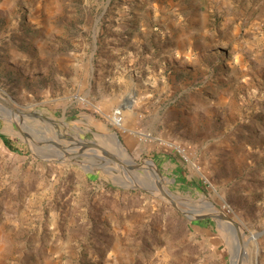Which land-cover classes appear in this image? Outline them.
Masks as SVG:
<instances>
[{"label":"rangeland","instance_id":"1","mask_svg":"<svg viewBox=\"0 0 264 264\" xmlns=\"http://www.w3.org/2000/svg\"><path fill=\"white\" fill-rule=\"evenodd\" d=\"M124 96L149 107L123 127L152 154L118 140L119 107L88 124L90 97ZM220 214L241 246L198 218ZM240 248L264 264V0H0V264H238Z\"/></svg>","mask_w":264,"mask_h":264},{"label":"crops","instance_id":"2","mask_svg":"<svg viewBox=\"0 0 264 264\" xmlns=\"http://www.w3.org/2000/svg\"><path fill=\"white\" fill-rule=\"evenodd\" d=\"M92 102L90 104L92 105V110L87 113L88 117V124L92 127L93 130L96 132H104V130H109L110 126V120L108 117L100 116L102 118H97L98 114L103 113L107 115V111L112 110L115 106L116 107H121L125 113L128 112H133L136 113V115H139L142 117L143 111H147L148 105L142 106L141 103H138L135 98H129L127 96L122 97L121 99L119 98H113L110 99L109 101H106L105 99L99 98H91ZM152 101V100H151ZM126 105V106H125ZM132 107V108H131ZM97 114V115H96ZM105 115V116H106ZM137 121V120H136ZM129 128H125L127 131L125 133L123 132H118V140L122 143V145L129 151L136 153L141 151H146L145 153L147 154H152V142L151 140L145 141L144 137L137 132V130L133 131ZM137 128V127H135ZM111 135V134H110ZM157 152H161L163 155L166 154L165 156L167 159H170V157L173 156V158L177 159L174 157L175 155L172 154L171 151L166 150L165 148L163 150H156ZM172 155V156H171ZM175 159H170L171 162H174Z\"/></svg>","mask_w":264,"mask_h":264},{"label":"water","instance_id":"3","mask_svg":"<svg viewBox=\"0 0 264 264\" xmlns=\"http://www.w3.org/2000/svg\"><path fill=\"white\" fill-rule=\"evenodd\" d=\"M94 147L98 148V149H101V147L97 146V145H94ZM103 151V155L107 158H109L111 161H114L116 162L117 164L119 165H124L126 166V164L124 162H121L120 160H117L114 156L112 155H109L107 152H105L104 149H101ZM128 167V166H126ZM204 217H207V218H220L221 220L223 221H226L228 222L233 228H234V231L236 233V236H237V239H238V242H239V246H241V237L239 235V228H238V225L233 221L231 220L230 218H228L227 216L223 215V214H220V215H206V216H198V218H204ZM261 235V234H260ZM259 235H256V237H258ZM240 253H241V256L239 255V259H238V264L241 263L242 261V250L240 248Z\"/></svg>","mask_w":264,"mask_h":264},{"label":"built area","instance_id":"4","mask_svg":"<svg viewBox=\"0 0 264 264\" xmlns=\"http://www.w3.org/2000/svg\"><path fill=\"white\" fill-rule=\"evenodd\" d=\"M112 119H113V124L115 125V127L119 128V130L123 133H125L127 130L123 127V122H124V118H123V111L122 108L119 107L117 109L114 110L113 115H112ZM149 136H144V140L148 141ZM177 153H179L182 158L184 160H188V153L186 152V150L184 148H181L177 145H172L171 146Z\"/></svg>","mask_w":264,"mask_h":264},{"label":"trees","instance_id":"5","mask_svg":"<svg viewBox=\"0 0 264 264\" xmlns=\"http://www.w3.org/2000/svg\"><path fill=\"white\" fill-rule=\"evenodd\" d=\"M1 139L6 147H8L13 152H19V148L15 146L11 140L3 135H1Z\"/></svg>","mask_w":264,"mask_h":264},{"label":"bare ground","instance_id":"6","mask_svg":"<svg viewBox=\"0 0 264 264\" xmlns=\"http://www.w3.org/2000/svg\"><path fill=\"white\" fill-rule=\"evenodd\" d=\"M126 106V105H125ZM132 108V107H131ZM150 165V164H149ZM151 166V165H150ZM148 169H149V171H150V167H147ZM156 173V172H155ZM148 174H149V172H148ZM244 256V255H243ZM236 257H237V254H236V256L234 257V259H233V262H232V264H235V262H236ZM249 262V261H248Z\"/></svg>","mask_w":264,"mask_h":264}]
</instances>
